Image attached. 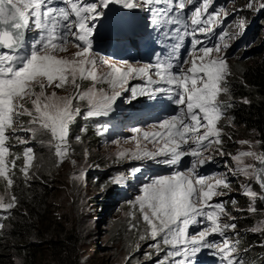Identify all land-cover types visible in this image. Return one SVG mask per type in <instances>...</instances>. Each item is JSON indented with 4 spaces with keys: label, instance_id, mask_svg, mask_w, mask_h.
I'll use <instances>...</instances> for the list:
<instances>
[{
    "label": "snow or ice",
    "instance_id": "6c2138e0",
    "mask_svg": "<svg viewBox=\"0 0 264 264\" xmlns=\"http://www.w3.org/2000/svg\"><path fill=\"white\" fill-rule=\"evenodd\" d=\"M59 3L64 6H58L56 0H0V183L3 184L0 212L7 213L0 216V233L7 228L3 221L11 218V210L19 204L14 191V186L19 188L17 179L30 187L29 181L39 178L32 171L36 157L31 147L24 149L23 164L19 167L21 175L16 176V160L21 157L12 152L14 145L10 141L26 144L38 139L52 152L55 158L52 167H59L65 160L77 167L70 136L71 125L81 115L82 108L86 109L85 119L107 117L115 111L114 105L122 92H130L133 99L156 100L164 95L177 106V113L153 125L162 131L131 129L141 134L138 139L133 137L136 149L119 151L115 159H150L176 167L184 157H191V164L185 170L151 178L141 186L140 194L130 202L134 209L130 220L134 222L130 223L129 231H138L140 241H154L150 247L157 253L165 247L171 249L158 264H196L198 253L205 248L214 249L226 264H246L239 256L238 240L225 236L226 231L237 228L236 223L229 222L237 217L223 203H211L214 197L225 194L217 191L218 188L230 189L227 173L208 177L197 173V166L212 159L204 153L217 145L218 154L229 155L235 164L228 166L229 172L254 181L260 188L257 192L248 184H241L249 205L247 209L236 210L256 213L257 200L264 202V151L255 150L261 142L237 141L248 145V150H239L235 155L223 150L226 133L219 122L234 119L227 114L234 99L229 87L233 73L227 57L221 55L220 43L208 46L198 38V34L207 36L214 26L222 25L229 15L228 9L220 7L210 12L212 0H200L187 15L184 10L193 0H59ZM112 5L150 13L151 27L164 38V46L175 41L168 55L157 56L154 63L134 65L129 61L113 62L95 52L97 22ZM245 7L264 10V0H248ZM245 23L240 19L235 27L243 31ZM29 33L35 34L30 44ZM226 35V31L221 32L219 39L222 41ZM186 37H191V48L181 60L178 53ZM69 45L77 49L74 56L61 57L59 53L67 51ZM103 67L107 71H98ZM135 79L145 84L128 87L129 81ZM78 81H91V85L81 90ZM105 84L108 89L102 87ZM69 87L73 94L60 95L58 90L66 91ZM222 95L228 99L222 100ZM243 103L250 101L245 99ZM19 132L29 135L23 137ZM106 132L107 128L98 129L100 135ZM74 139L82 142L81 136ZM228 139L232 137L229 135ZM142 141L151 143L154 150L142 147ZM246 158L255 163H246ZM41 166L35 165L37 169ZM140 172L141 168L134 167L130 176ZM83 176L81 170L73 179L80 180ZM128 178L121 173L112 178V183L120 185ZM193 225L201 230L190 233ZM250 231L264 234V220ZM211 234H219L223 239L213 242L208 239Z\"/></svg>",
    "mask_w": 264,
    "mask_h": 264
},
{
    "label": "clouds",
    "instance_id": "9594fccd",
    "mask_svg": "<svg viewBox=\"0 0 264 264\" xmlns=\"http://www.w3.org/2000/svg\"><path fill=\"white\" fill-rule=\"evenodd\" d=\"M234 2L239 3L240 0H238V1H235V0H212V4L210 5L209 9H216L217 7H225L226 9H228V11H230L229 5L230 4L233 5ZM235 13H237L236 19H234L236 16ZM229 15H232V16L229 17ZM229 15H228V17L230 18L229 19L230 22L228 24L227 29L231 30V26L233 24L235 25L237 20L244 19L246 21L244 30L240 31V36L238 37L239 39L232 42V43H236V45H237L236 48L238 50L237 55L234 56L233 58H231V59H233L232 60V62H233L236 58H237V60H241L240 57L242 55L241 54L239 55V51L242 48V46L249 48V47L254 46V44L259 41V37L257 34L258 33L257 27H260V25H262L264 23H260V21L263 19L262 17L261 18L253 17V14H251L249 12V10L246 9L245 6H242L240 8V10H238V11L234 10V11L230 12ZM249 18H251V19H250V23L248 25L247 21L249 20ZM246 27H248V28H246ZM225 30H223V31H225ZM226 32H227L226 36L229 37V32L228 31H226ZM255 33H256V35H255ZM101 37H102V34L99 32H96L94 40L99 41ZM71 47L72 48H70L68 50L69 51L68 57H67V55H65V56L60 55V56L64 57V58H69V59L72 58L74 56V55H72V52L75 51V49L73 48V46H71ZM232 51H234V50H232ZM213 55H215V53H213ZM225 55H226V53H225ZM231 59H227L228 64H229V61ZM78 83L81 84V90L87 89L89 87V84L87 81H78ZM229 87H230V84H229ZM71 94H73V89L70 87L66 91H63V90L60 91V95H71ZM220 98L222 100L228 99V97L224 96V95H222ZM74 103H76V102L74 101ZM143 103L144 102L140 101V99H135V100L131 101L129 104L131 105V107H138V106L143 105ZM231 103L233 106L228 110V113H227L228 116L233 114L234 107L236 106V104L238 102L235 100H232ZM81 104H83V102H81ZM117 108H120V106H117ZM84 110H86V109L82 108L81 115L78 116L76 118L75 122L71 125L70 139L72 140V146L75 148V155L73 158L77 160L78 164L80 163V160L82 158V155L80 152V146L84 142H87L88 145L90 146L87 148V151L89 153L92 152L91 148L102 150V149L108 148V147L123 146L124 144L129 145V152L134 151L136 149V139H133V137H136L137 139L139 137L134 135V133L131 131L132 125L130 123V115L127 112H122V111L118 112L117 117L114 118V120H115L114 122L105 121V120H103L104 117L94 118V122H93L92 120L88 121V119L84 118V116H83ZM27 119H28V117H24V120H27ZM219 126H220V124H219ZM101 128H107V132L104 135L98 134V129H101ZM81 129H86V131L81 132ZM18 135L23 136V137H27L29 135V133L19 132ZM76 136H81L82 142H76L74 139ZM225 136L226 135H223V138ZM44 138L47 139L48 137L45 136ZM225 139H227V141L229 140L228 138H224L223 141ZM114 140H118V141H120V143H118V144L112 143V141H114ZM9 144L14 145L12 147V152L21 157L20 159L16 160L17 167H16V169H14L17 177H19L21 175L19 172V167L23 164V151L27 147L33 148L34 153H35V157H36L33 161L34 168L32 169V171H36L37 174L38 173H46L48 176L49 182L52 186H54V180L56 179L55 174L58 171H61L65 167L66 164L70 163L67 160H65L62 164H60L59 167H52V164H53V161L55 160V158L53 157L52 152L47 147L42 146L38 142V139H33L26 144H20L19 142L13 140V141H10ZM149 145H150V143L147 141H142V143H141V146L145 147V148H147ZM260 145L262 147V151H264V146H262V144H260ZM223 150H228L227 145L225 147H223ZM204 155L205 156H208V155L213 156V153H212V151L206 152V153H204ZM224 156L225 155H223V156L219 155L220 158H214L213 157L211 160L205 162V166L209 167V165H212L215 169L216 174L227 173V181L231 185L232 184L231 182L235 181L236 175H233L231 172H229V170L225 171L224 168L231 166V163L229 162V159L221 158ZM9 158L11 159V157H9ZM103 158L110 161L112 163V165H107L104 168L102 166H96V167L89 166L87 168V171L84 168L81 170L84 172L85 175H88L93 182L97 183L98 186H93L92 188H94L100 194V197H101L102 193H104L103 200H101V203H99L100 211H101V213H100L101 217L100 218L105 217V220L108 221V219L110 218L109 214L112 212L113 209H115L117 206L126 205V204L130 203L131 201H133L135 199V197L140 194L141 186L143 184L149 182V180L151 178H154L155 176H152V160H150V159L149 160H134V159H131L130 157H127V158L116 160L115 158L111 159V157L107 156V155L103 156ZM38 164H42V166L37 169L35 167V165H38ZM72 167H73L72 170L67 174L68 183L71 180H74L73 179L74 174L79 175V172L81 171V170H77V167H74L73 165H72ZM134 167L141 168V172L136 174L134 177H131L130 176V170ZM121 173L125 174L126 176H129V178L125 181V183L120 184V185L112 183V178L117 176L118 174H121ZM157 173H159V172L157 171ZM30 175H31V172H30ZM163 175H168V174H163ZM207 176L208 175H206V177ZM83 180H84V178L78 180L79 186L83 182ZM29 183L31 186L26 187V189L31 188L33 186V184H35L34 179L29 181ZM17 184H19V188H15V186H14V191H16V194L18 195V192L21 191V187L24 186V184H23L22 180H20V179H17ZM254 185L257 186L256 183ZM82 186H84V185L82 184ZM250 186H252V188H254L252 184H250ZM221 189L222 188H220L219 190L217 189V191H221ZM0 192H3V184L2 183H0ZM75 192H77V190L74 191V193ZM229 194L230 193L227 192L226 194H224L222 196H216L213 198V200L211 202L216 201L218 203V202H221L223 199H225L226 201L228 200L229 202H230V200H232L235 202H239V205H238L239 209H245V206L243 207L244 203H240V202H244L246 199V196L240 197V194H238V193H236L237 195H234V196H231ZM68 199L71 203H75L77 200V197H75L74 199H71V196H69ZM86 199L87 198H85L83 201L80 200L81 201L80 203L84 202ZM88 201L89 200L87 199V202ZM130 205H131V203H130ZM262 208H263V206H262ZM18 210H22L20 207V198H19L18 206L15 209L11 210V218L9 220L3 221L7 225V228H6V230L3 231V233H0V259H1L2 255H7V257H8L10 252H12V254L14 256L21 259V257L17 255L16 251L13 249V246H12V244L17 242L16 239H13L14 235H13L12 225L14 222H16V219L18 217V212H17ZM87 210H89V209H87ZM76 212L78 214L81 213L85 217V215H86L85 212H87V211L82 210L80 208ZM241 213H242L241 215L244 216L243 218H240V216L234 214V216L237 217V219L235 221H229V222L236 223L237 228L234 230V232H236L237 234L243 233V235H245V237H244L245 242L246 241H252V239H250V235H252L251 238L252 237L254 238L255 236H258L259 233H253L252 231H250V229H247L246 228V224H247L246 221H248V220H249V222L253 221L254 225H256L259 222L256 221V219L253 217L258 218L259 220H261V218L257 215L255 216L256 213H249L247 211H242ZM6 214L7 213L0 212V216H4ZM136 214L138 217L139 213L137 212ZM247 215H249V216H247ZM263 216H264V208H263ZM123 228L124 227L122 225L119 227H114L113 231L118 230V229L122 230ZM238 228H241L242 230H238ZM112 232L109 235H112ZM130 233H132V231H130ZM146 241H148L147 244H149V249L145 253L144 260L142 262H138L136 264H152V248L150 247V245L153 244L154 241H151V240H146ZM149 253H151V255H149ZM21 260L23 262V259H21ZM260 261H261V264H264V256L260 257ZM9 264H10V262H9Z\"/></svg>",
    "mask_w": 264,
    "mask_h": 264
},
{
    "label": "rangeland",
    "instance_id": "374dc122",
    "mask_svg": "<svg viewBox=\"0 0 264 264\" xmlns=\"http://www.w3.org/2000/svg\"><path fill=\"white\" fill-rule=\"evenodd\" d=\"M238 1V0H235ZM248 0L241 1L239 3H235L233 5H229L230 12L234 10H240L242 6H245ZM235 6V7H234ZM247 9V8H246ZM251 14H253V17H259L261 18L264 14V10L259 11H252L248 9ZM237 17V13H235ZM232 15H229V17ZM252 17V18H253ZM250 19L247 21V24L249 25ZM239 22V20L236 21V24ZM235 24V25H236ZM233 24L231 26V41L238 40L240 36V29L235 27ZM264 26V24L260 25V27H257V31L261 29ZM248 28V27H246ZM245 28V29H246ZM239 33V34H238ZM256 35V33H255ZM224 44H227V47L222 49L221 55H225L227 59H231L234 56L237 55V48L236 43L232 42H224ZM261 42L260 40L255 43V47L260 46ZM234 50V51H232ZM232 60L229 61L230 69L234 72V68L232 67ZM61 90H59L60 92ZM236 129V130H235ZM241 129V128H240ZM240 129L238 128H232L229 126V131L226 133L224 138H228L230 135L232 139H230V145L231 147L228 148V150H224L226 153H230L235 155L239 150H248V145H240L236 143L237 141L241 140H251V141H259L257 138V135L255 133L250 134H242L240 132ZM223 138V139H224ZM226 141V142H225ZM81 144V143H80ZM227 145V139L223 141V147ZM213 148V156L212 158H220L218 152L216 149L219 147L217 145H214ZM90 147L87 142H84L80 146V152L82 155V158L80 160V163L77 166V170L85 169L87 171V168L89 166H102L103 168L107 165H112V163L106 159L103 158V156L107 155L110 156L111 159L116 157V154L119 151H128L129 152V145H123V146H115V147H108L104 148L102 150L91 148L92 152L89 153L87 151V157H85V149ZM217 147V148H216ZM256 151H262V147L260 143L256 145ZM84 153V154H83ZM229 159V162L231 163L232 167H235L234 162L231 160L229 155H225L224 157ZM68 161V160H67ZM69 162V161H68ZM246 163H255V161H252L250 158H246ZM224 163V162H223ZM72 164H66L65 167L58 171L55 174L56 179L54 180V186H52V195L50 197V206L54 208V210H57L56 217L63 219V224L66 225L72 224L73 219L77 218L78 220V227L80 232L83 230L84 225L87 227V234L82 241L81 249L79 251V264H136L138 262H142L144 260L145 253L149 249V244H147L148 241H140L139 240V232L135 229L132 230V233L129 231L130 223H133L134 221L130 220L131 213L134 211L132 208V205L130 203L126 205H120L117 206L115 209L112 210V212L109 214L110 218L108 221L101 217V211L99 203H101V200H103L102 193L101 197L100 194L92 188L93 186H98L97 183L93 182L91 178L88 175L83 176L84 180L79 186L78 180H71L68 183L67 180V174L72 170ZM225 171L228 170V167L224 168ZM248 179H245L243 176H237L235 178V181L231 182L230 189H224L219 192H229L231 196L237 195L236 193L240 194V197H244L243 194L244 189L241 187V184H249ZM82 184L84 186H82ZM220 188H218L219 190ZM74 193V191H76ZM84 195V196H83ZM71 196V199H74L77 197V200L75 203H71L68 199V197ZM85 198H87L89 201L87 202V199L83 201ZM246 198L249 200V198L246 196ZM81 200V201H80ZM249 202V201H248ZM249 205V204H248ZM233 205L230 207L232 208ZM85 210L87 212L85 217L81 213H77L76 211L78 209ZM89 209V210H87ZM235 209V208H234ZM235 211V210H233ZM238 212V211H235ZM79 215H81L79 217ZM108 218V217H107ZM106 218V219H107ZM256 219V221L260 222L256 217H253ZM264 220V219H263ZM123 226L124 228L121 230V234L117 236L118 239H111V236L109 235L114 227ZM141 231L143 230V225H140ZM238 230H242L241 228H238ZM246 248H244L243 251H245ZM39 260L38 262H35V264H51L52 257L46 252V248H40L39 253ZM130 257V259H129ZM8 261L10 264H22V260L12 254L8 255ZM24 264V263H23Z\"/></svg>",
    "mask_w": 264,
    "mask_h": 264
},
{
    "label": "trees",
    "instance_id": "16d2710c",
    "mask_svg": "<svg viewBox=\"0 0 264 264\" xmlns=\"http://www.w3.org/2000/svg\"><path fill=\"white\" fill-rule=\"evenodd\" d=\"M262 18L260 23H264V14ZM257 34L260 46L254 45L249 48L242 46L239 51V55H242L241 60L236 58L232 63L234 72L232 71L233 75L229 78L230 91L233 100L238 102L233 114L230 115L234 119L230 122L222 119L219 124L223 127L224 133L229 131V126L233 129L241 128L242 134L253 132L264 146V26ZM245 99L250 103H243ZM231 146L229 139L227 148ZM37 175L39 178L34 179L35 184L31 188L26 189L22 186L18 192L22 210L17 211L18 217L12 225L13 239L17 240L12 244L13 249L23 259L24 264L38 262L40 248H46V252L51 255V264H79V251L87 234V227L84 225L80 232L77 218L73 219L72 224L64 225L63 219L56 217L57 210L49 204L53 191L48 176L46 173ZM251 182L254 191L259 192L254 181ZM255 206L259 210L255 216L263 220V208L259 200ZM246 222V228L251 229L254 222L249 220ZM119 234L121 229L114 230L110 235L111 239H118ZM251 236V244L257 246L260 243L259 248L263 250L264 234L259 233L254 238ZM0 264H9L7 255H2Z\"/></svg>",
    "mask_w": 264,
    "mask_h": 264
},
{
    "label": "water",
    "instance_id": "95a60500",
    "mask_svg": "<svg viewBox=\"0 0 264 264\" xmlns=\"http://www.w3.org/2000/svg\"><path fill=\"white\" fill-rule=\"evenodd\" d=\"M257 186L259 187V185L257 184ZM259 190H260V188H259ZM261 203V205L263 206V208H264V202H260Z\"/></svg>",
    "mask_w": 264,
    "mask_h": 264
},
{
    "label": "bare ground",
    "instance_id": "6f19581e",
    "mask_svg": "<svg viewBox=\"0 0 264 264\" xmlns=\"http://www.w3.org/2000/svg\"><path fill=\"white\" fill-rule=\"evenodd\" d=\"M235 7V6H234ZM245 61V60H244ZM235 82V81H234ZM235 122V121H234Z\"/></svg>",
    "mask_w": 264,
    "mask_h": 264
}]
</instances>
